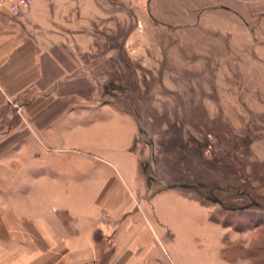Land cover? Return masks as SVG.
<instances>
[{
    "label": "crops",
    "instance_id": "obj_1",
    "mask_svg": "<svg viewBox=\"0 0 264 264\" xmlns=\"http://www.w3.org/2000/svg\"><path fill=\"white\" fill-rule=\"evenodd\" d=\"M88 3L36 0L15 10L0 1V264H174L157 191L132 147L140 125L101 100L114 47L91 30L101 10L94 5L91 17ZM138 3L171 22L188 18L216 52L249 39L240 14L264 12V0Z\"/></svg>",
    "mask_w": 264,
    "mask_h": 264
},
{
    "label": "rangeland",
    "instance_id": "obj_2",
    "mask_svg": "<svg viewBox=\"0 0 264 264\" xmlns=\"http://www.w3.org/2000/svg\"><path fill=\"white\" fill-rule=\"evenodd\" d=\"M90 1L91 17L101 10L91 30L114 47L101 100L140 125L132 147L157 191L164 252L174 264H264V52L254 49L264 12L240 14L249 39L216 52L188 18L171 22L138 0Z\"/></svg>",
    "mask_w": 264,
    "mask_h": 264
},
{
    "label": "built area",
    "instance_id": "obj_3",
    "mask_svg": "<svg viewBox=\"0 0 264 264\" xmlns=\"http://www.w3.org/2000/svg\"><path fill=\"white\" fill-rule=\"evenodd\" d=\"M0 1L1 2H7L15 10H19L20 8L29 7L36 0H0Z\"/></svg>",
    "mask_w": 264,
    "mask_h": 264
},
{
    "label": "trees",
    "instance_id": "obj_4",
    "mask_svg": "<svg viewBox=\"0 0 264 264\" xmlns=\"http://www.w3.org/2000/svg\"><path fill=\"white\" fill-rule=\"evenodd\" d=\"M226 249H227L229 252H230V250H231V249H228V247H227V248L224 247V248H223V251H222V252H223V255H224V257L226 256L227 259H230V258H231V257H230V253L228 252V254H227V253H226V252H227Z\"/></svg>",
    "mask_w": 264,
    "mask_h": 264
}]
</instances>
